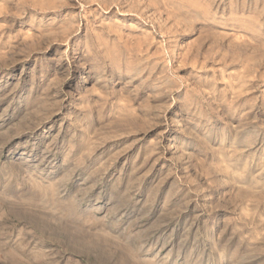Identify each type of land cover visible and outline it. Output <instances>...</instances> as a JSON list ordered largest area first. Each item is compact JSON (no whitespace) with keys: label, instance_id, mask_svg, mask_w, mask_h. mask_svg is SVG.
<instances>
[{"label":"rangeland","instance_id":"rangeland-1","mask_svg":"<svg viewBox=\"0 0 264 264\" xmlns=\"http://www.w3.org/2000/svg\"><path fill=\"white\" fill-rule=\"evenodd\" d=\"M0 264H264V0H0Z\"/></svg>","mask_w":264,"mask_h":264}]
</instances>
